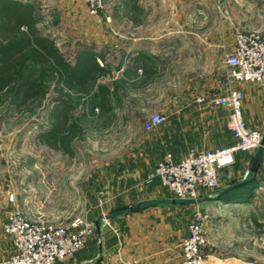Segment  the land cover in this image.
I'll use <instances>...</instances> for the list:
<instances>
[{
  "label": "crops",
  "instance_id": "0c3cea01",
  "mask_svg": "<svg viewBox=\"0 0 264 264\" xmlns=\"http://www.w3.org/2000/svg\"><path fill=\"white\" fill-rule=\"evenodd\" d=\"M16 1L31 4L36 15L45 2ZM82 5L81 0H70L69 3L68 0H57L56 5H52L54 8L50 11L53 10L52 14L57 18L51 24L59 32L57 40L54 39L59 50L66 45L71 32L80 31L77 26L80 23L76 21L81 17H77L88 14ZM137 5H121L107 11V15H113L116 24H121L123 36L120 42L101 34L94 40L95 47L79 50V53L89 51L96 55L100 63L102 60L107 63L102 52L112 50L118 63L116 70L127 73L123 90L116 82L109 87L112 90L119 87L121 103L118 108L123 113L124 139L137 148L124 153L125 167L110 170L107 196L103 197L101 191L96 193L95 205L111 208L108 220L100 230L96 226V235L87 247L71 260L59 264H182L179 243L188 234L187 226L197 206L213 214L206 227L209 237L213 238L218 223L223 222L214 219L220 215L216 209L241 210L249 207L257 196L264 195V154L258 172H250L257 151L234 154V163L222 173L224 182L225 176H232V180L224 185L226 193L223 197L206 200L204 197L193 204H182L184 201L176 199L159 179L144 184L167 153L179 162L191 151L231 148L237 144V139L227 126L228 108H204L197 100L204 95L228 94L224 59L227 47L223 37H211V30L202 38L181 33L207 25L205 16L210 14V8L190 6L178 10L158 6L157 0H137ZM67 12L75 15L69 25L65 17L62 20ZM179 14L184 17L179 19ZM99 22L91 17V29L98 33L104 29ZM232 85L244 94L247 126L264 131L263 86L239 82ZM154 113L167 115L168 121L148 132L144 123ZM238 218L233 220L242 222ZM97 221L99 219L95 223ZM229 221L224 220V223ZM218 228L222 229V225ZM5 239L3 251V244H0V260L4 259L5 253L9 258L16 253L12 237L6 235ZM227 260L228 263L237 261L236 258ZM210 264L224 263L216 259Z\"/></svg>",
  "mask_w": 264,
  "mask_h": 264
},
{
  "label": "rangeland",
  "instance_id": "374dc122",
  "mask_svg": "<svg viewBox=\"0 0 264 264\" xmlns=\"http://www.w3.org/2000/svg\"><path fill=\"white\" fill-rule=\"evenodd\" d=\"M44 1L39 14H35L38 28L43 35L57 40L58 29L51 24L55 23L54 18L57 16L52 14L53 10L50 11L57 0ZM119 1L120 4H118ZM87 2V0H81L88 14L77 17H81V20L76 21L80 23V25L77 24L80 31L71 32L66 38V45L60 48L62 56L72 66L75 65L80 54L79 50L95 47L96 37L109 35V38L112 37L120 42L123 36L121 24L114 22L113 15H107L108 10L123 5V0H101L103 5ZM157 4L161 7L178 8V10L190 6L210 8V14L205 16L207 25L202 28V25H199L200 28L195 30L187 28L188 30L181 33L202 38L207 37L211 30V37L217 35L223 37V44L227 47L225 57L234 48L236 39L241 35L264 39V0H157ZM74 16L73 13L67 12L65 16H62V20L65 17L69 25V21H74ZM91 17L99 19L100 27L104 28L102 32L98 33L96 29H91ZM178 17L182 19L184 16L179 14ZM110 18L112 21L109 20ZM107 23L110 24L109 27ZM102 54L107 63L103 60L101 63L111 69L112 73L98 82L112 87L115 82L122 85L128 79L127 73L116 70L118 63L113 57L112 50L109 52L104 50ZM121 88L123 90V85ZM58 98L57 94L52 93L45 107L35 115L18 113L11 104L0 105V244H3L2 251L6 247V235L10 236L5 231L8 215L15 210L29 220H41L56 225H69L79 218L94 225V232H96L95 220L99 219L97 222L101 228L111 213L109 206L95 205L96 193L101 191L103 197L107 196L108 177L112 172L110 170L114 167H125L127 159L123 158L124 153L137 148L134 143L124 139L126 129L124 130L122 125V109L117 108L119 110L116 109L113 116L105 121L99 113L92 116L90 112H87L83 100L78 102L73 99L72 101L78 106L74 116L86 123L87 130L84 140L73 143L75 156H66L43 145L39 135L50 130L48 108L51 109V104ZM159 162L144 180L145 185L156 180L148 182ZM12 196L15 197L14 202L10 200ZM216 210L220 212V215L214 219L223 221L222 229L218 228L221 226L218 223L217 232L213 234V238H210L206 227L213 219V214L201 206L196 207L187 226L188 234L179 243L182 264H191L185 256V242L189 237L190 225L198 215L206 217L203 224L204 243L200 249L201 264H210L216 259L222 260L224 264H264V195L257 196L249 207L241 210H224L222 207ZM235 217H240L238 219L242 222L237 219L234 221ZM224 220L230 221L224 223ZM95 235L93 233L88 238L85 247ZM8 256L5 253L0 264H4L11 258ZM229 258H236L237 261L232 260V263H228Z\"/></svg>",
  "mask_w": 264,
  "mask_h": 264
},
{
  "label": "built area",
  "instance_id": "2783aa9c",
  "mask_svg": "<svg viewBox=\"0 0 264 264\" xmlns=\"http://www.w3.org/2000/svg\"><path fill=\"white\" fill-rule=\"evenodd\" d=\"M103 5L101 0H87ZM87 2V3H88ZM102 3V4H101ZM227 95H204L197 100L204 108L223 107L230 110L227 126L237 139V144L223 150L191 151L177 162L167 153L159 162L148 182L159 179L176 199L199 201L214 197L232 180L231 174L223 179L224 168L234 163L236 152H254L261 145L264 131L247 126L244 116V94L233 87L234 82L261 85L264 88V39L241 35L225 57ZM168 121V116L152 114L144 123L148 132ZM15 201V197L10 199ZM206 217L198 215L190 225L185 242V256L191 264H201V245L204 243L203 224ZM5 231L13 238L16 253L4 264H59L67 262L85 248L95 226L82 219L69 225H56L45 221H32L17 210L8 215Z\"/></svg>",
  "mask_w": 264,
  "mask_h": 264
},
{
  "label": "trees",
  "instance_id": "16d2710c",
  "mask_svg": "<svg viewBox=\"0 0 264 264\" xmlns=\"http://www.w3.org/2000/svg\"><path fill=\"white\" fill-rule=\"evenodd\" d=\"M123 5L138 6L137 0H123ZM111 73L89 51L70 65L55 40L40 32L31 4L0 0V105L35 115L57 94L47 113L50 130L39 135L43 145L73 157V143L86 138V123L74 116L78 106L72 99L83 100L92 116L99 113L105 121L113 116L121 103L119 87L98 82Z\"/></svg>",
  "mask_w": 264,
  "mask_h": 264
},
{
  "label": "water",
  "instance_id": "95a60500",
  "mask_svg": "<svg viewBox=\"0 0 264 264\" xmlns=\"http://www.w3.org/2000/svg\"><path fill=\"white\" fill-rule=\"evenodd\" d=\"M263 154H264V135H263V139H262L261 145H260V147L257 150V153H256L255 158L253 160L252 166L250 168V172L251 173L256 174L258 172L260 164H261V161H262V158H263ZM224 191H225V189L220 191V192H217V195L214 196V197H217L219 194H221ZM208 198L209 197H206L205 200L208 199ZM196 202L197 201L188 200V201L182 202V204H193V203H196ZM96 226H97L98 229L100 228V225H99L98 222L96 223Z\"/></svg>",
  "mask_w": 264,
  "mask_h": 264
}]
</instances>
